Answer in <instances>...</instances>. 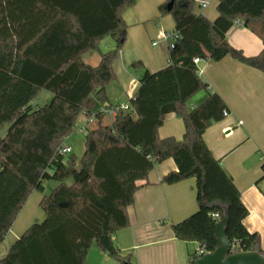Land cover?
Masks as SVG:
<instances>
[{
    "label": "trees",
    "instance_id": "trees-1",
    "mask_svg": "<svg viewBox=\"0 0 264 264\" xmlns=\"http://www.w3.org/2000/svg\"><path fill=\"white\" fill-rule=\"evenodd\" d=\"M217 1L218 18L204 20V47L195 36V0L160 6V14L175 22L169 66L151 73L134 63L143 74L130 110L104 126L100 110L112 107L106 89L116 80L113 65L127 40L123 13L136 1L0 0V244L33 191L43 193L50 180L58 183L40 202L45 219L30 226L0 264H87L93 244L117 262L133 264L113 237L129 226L127 208L135 202L139 183L169 159L177 171L164 177L165 184L196 180L198 211L173 225L178 240L214 251L216 224L227 207L226 234L233 249L247 252L259 244V235L245 226L249 211L239 190L204 142L206 130L229 111L200 77L194 59L232 57L264 73V48L247 57L227 40L240 20L264 46V0ZM108 38L115 48L102 53ZM94 53L101 55L95 66L84 61ZM202 91L207 98L190 108ZM43 92L52 100L35 107ZM83 114L95 116L100 125L88 131L85 152L77 159L61 149ZM171 114L185 125L182 140L159 138ZM198 258L193 254L190 264Z\"/></svg>",
    "mask_w": 264,
    "mask_h": 264
},
{
    "label": "crops",
    "instance_id": "crops-1",
    "mask_svg": "<svg viewBox=\"0 0 264 264\" xmlns=\"http://www.w3.org/2000/svg\"><path fill=\"white\" fill-rule=\"evenodd\" d=\"M135 1V5L123 13L127 40L113 65L116 80L106 89L111 106L129 104L137 92L143 70L134 69V63L141 62L151 73L169 66V45L172 41H166L164 35L173 33L175 22L172 16H163L159 11L160 6L168 0ZM195 1V13L198 16L195 36L204 47L208 32L204 20L214 22L218 18V1ZM202 3L206 7L203 8ZM110 40L112 43L105 44L107 51L115 48L114 41ZM227 40L247 57L259 55L264 48L262 40L244 26H233L227 34ZM97 54L101 58L100 53H94L84 58V61L89 64L88 61ZM96 59V62L100 61L98 57ZM198 68L200 77L209 84L211 91L223 99L229 111L224 120L213 123L206 130L204 142L239 190L249 211L245 226L249 232L259 235L260 250L264 253V73L232 57L220 62L203 61ZM206 98L207 92H200L189 107L198 106ZM112 121L113 118L103 117L101 124L108 126ZM86 123L87 117L83 114L78 125ZM99 125L100 122L96 120L89 130ZM184 134L185 125L174 114L166 116L159 129L160 139L174 137L182 140ZM78 135L84 137L83 143L73 142V137H69L66 145L72 149V154L76 150L77 155L82 157L85 136ZM174 171H177V165L173 159H169L156 165L147 180L139 183L141 188L135 194V202L127 208L129 226L113 237L115 247L123 256H129L133 264H190L193 254L199 249L198 243L180 241L173 232V225L198 211L195 179L173 185L163 182L164 177ZM42 198L40 194L28 199L5 241L0 244V261L30 226L45 219L40 208ZM87 264L120 263L93 244Z\"/></svg>",
    "mask_w": 264,
    "mask_h": 264
},
{
    "label": "water",
    "instance_id": "water-1",
    "mask_svg": "<svg viewBox=\"0 0 264 264\" xmlns=\"http://www.w3.org/2000/svg\"><path fill=\"white\" fill-rule=\"evenodd\" d=\"M223 218L216 224L215 239L217 246L214 251L198 258L195 264H264V253L257 244L253 250L242 252L234 250L226 231L230 222L229 210L223 207Z\"/></svg>",
    "mask_w": 264,
    "mask_h": 264
},
{
    "label": "built area",
    "instance_id": "built-area-1",
    "mask_svg": "<svg viewBox=\"0 0 264 264\" xmlns=\"http://www.w3.org/2000/svg\"><path fill=\"white\" fill-rule=\"evenodd\" d=\"M202 7H206V4L205 3H202ZM235 25L236 26H243V23L240 21V20H236L235 21ZM164 39L166 41H169L171 40L172 43L169 45V49L172 50L175 46L174 44V34H165L164 35ZM203 62L202 59L200 58H195L194 59V63L199 66L201 63ZM130 110V105L127 104V105H119V106H112V107H103L101 110H100V113L103 114L104 117H110V118H114L117 114H119L120 112L122 111H129ZM87 117V116H86ZM96 117L95 116H91V117H87V123L83 126H77L76 128V134H81V135H84L86 137V135L88 134V131H89V126L91 124H93L95 121H96ZM61 153L62 154H71L72 153V149L67 146L66 144L63 145L62 149H61ZM215 218H219V215H215ZM208 252H206L203 248H199L196 252V254L198 256H203L204 254H206ZM192 261V259H191Z\"/></svg>",
    "mask_w": 264,
    "mask_h": 264
},
{
    "label": "rangeland",
    "instance_id": "rangeland-1",
    "mask_svg": "<svg viewBox=\"0 0 264 264\" xmlns=\"http://www.w3.org/2000/svg\"><path fill=\"white\" fill-rule=\"evenodd\" d=\"M109 42H111V40L108 38V39H106L105 40V42H104V44L103 45H101V50L103 51V52H106L107 50H106V46H105V44L106 43H109ZM112 43V42H111ZM96 57H98V59L100 60V58H99V55L97 54V55H95V57L93 58V59H90L88 62H89V64H91V65H96V64H98L97 62H99V61H97L96 62ZM46 97V98H45ZM52 100V95L51 94H49V93H46V92H43V93H41V95H40V97H39V99L35 102V104H34V106L35 107H43L44 105H46V104H48L50 101ZM76 132V130H74V133L70 136V138H72V140H73V142H74V140H76L77 141V143L78 142H80V143H83L82 141H84V137L82 138V136H80V135H78V134H76L75 133ZM4 134V131L0 134V135H3ZM79 138H81V141L79 140ZM85 142H86V138H85ZM69 143V142H68ZM69 144H72V143H69ZM75 150V149H74ZM76 153V150L74 151V155H76V158L77 159H80L81 158V156H79V155H77V153ZM57 182L56 181H54V180H50V181H48L47 183H46V185H45V190H44V192L43 193H39V192H37V191H33V193L30 195V199H32V197H33V195H40V194H42L43 196L44 195H48V194H50L51 192H52V190L57 186ZM42 222V221H41ZM116 261V260H115ZM116 263V262H115ZM119 263V262H118ZM121 264V263H120Z\"/></svg>",
    "mask_w": 264,
    "mask_h": 264
}]
</instances>
